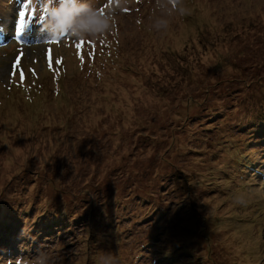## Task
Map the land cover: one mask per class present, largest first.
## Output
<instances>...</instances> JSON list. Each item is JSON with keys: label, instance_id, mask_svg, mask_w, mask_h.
Returning <instances> with one entry per match:
<instances>
[{"label": "rangeland", "instance_id": "1", "mask_svg": "<svg viewBox=\"0 0 264 264\" xmlns=\"http://www.w3.org/2000/svg\"><path fill=\"white\" fill-rule=\"evenodd\" d=\"M97 2L115 33L23 50L0 4V264H264V0Z\"/></svg>", "mask_w": 264, "mask_h": 264}, {"label": "clouds", "instance_id": "2", "mask_svg": "<svg viewBox=\"0 0 264 264\" xmlns=\"http://www.w3.org/2000/svg\"><path fill=\"white\" fill-rule=\"evenodd\" d=\"M116 6L122 7L121 0H114ZM126 2V0H125ZM180 14L185 9L181 0H165ZM111 8V5L109 6ZM46 19L43 31L47 37L55 40L71 38L76 41L97 39L112 30L113 14L111 11L102 12L98 6L82 3L81 0H47Z\"/></svg>", "mask_w": 264, "mask_h": 264}, {"label": "trees", "instance_id": "3", "mask_svg": "<svg viewBox=\"0 0 264 264\" xmlns=\"http://www.w3.org/2000/svg\"><path fill=\"white\" fill-rule=\"evenodd\" d=\"M27 1H29V0H3L2 1V6H3V4L5 3V5H4V7H7L9 4H14V5H18V6H20V7H22L23 6V4H25V3H27ZM47 0H41V3H43V2H46ZM56 1H58V0H56ZM99 2V1H98ZM98 2H97V0L95 1V2H93V4H94V7H96L97 5H98ZM18 10H19V8H18ZM44 11V7H41L40 8V13H42ZM40 13H37L36 12V15L37 14H40ZM113 31H114V33L117 31V28L115 27V25H114V23H113V25H112V30L110 31V32H112L113 33ZM107 36V34L105 35V36H103V37H106ZM89 50V49H88ZM101 52H102V50H100V49H96V51H95V56H98V60H97V65H100V64H102L103 63V61H107L106 59L107 58H111V57H114V56H116V54L117 53H115V55H112V54H110L109 53V55H107V58H106V56L105 55H103V54H101ZM114 54V53H113ZM101 72H102V70H101ZM261 141H262V139L260 140V141H258V143H257V145L258 144H260L261 143ZM256 145V146H257ZM243 158H245L246 160L248 159V154L247 153H243ZM261 159L262 160H264V157H261ZM235 161V163H237V164H240L241 163V160H238L237 158L234 160ZM238 162H240V163H238ZM261 162H258L257 161V164H260ZM240 169V168H239ZM260 170H261V173H262V175H264V167H263V165L260 167ZM1 236V235H0ZM4 239V240H3ZM146 239H148L149 240V242H147L148 244H151V238L149 237V238H146ZM0 240L3 242V247H6V245H8V246H11V248H15L17 245H15V243H17L19 240H13V239H10V238H8V237H5V236H3L2 238L0 237ZM2 249H4V248H2ZM6 249H4V252H3V255H2V257L3 256H6V254L8 253V255H10V256H12V255H16L15 253H14V250L12 249V251H11V253H10V251L9 250H6ZM136 253H137V251H136V249L132 252V251H130V255H131V258H132V261L130 260V263H132V264H149L148 262H149V260L147 259V254H145V253H147L146 251H143V253L142 254H140V255H136ZM1 255V254H0ZM161 261V260H160ZM2 262V261H1Z\"/></svg>", "mask_w": 264, "mask_h": 264}, {"label": "snow or ice", "instance_id": "4", "mask_svg": "<svg viewBox=\"0 0 264 264\" xmlns=\"http://www.w3.org/2000/svg\"><path fill=\"white\" fill-rule=\"evenodd\" d=\"M24 25V13H21V18H20V26L22 27ZM78 48H82L83 47V41H81L78 45Z\"/></svg>", "mask_w": 264, "mask_h": 264}]
</instances>
